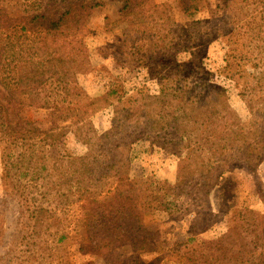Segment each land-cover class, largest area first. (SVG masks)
<instances>
[{
    "label": "rangeland",
    "instance_id": "374dc122",
    "mask_svg": "<svg viewBox=\"0 0 264 264\" xmlns=\"http://www.w3.org/2000/svg\"><path fill=\"white\" fill-rule=\"evenodd\" d=\"M146 1L172 6L167 30L176 37L182 35L186 24H210L202 28L193 26L197 31L202 29L209 44L188 60L186 68L192 72L199 57L203 73L223 90V112L233 129L252 121L264 104V92L257 90L258 74L264 65V0H231L234 2L229 5L225 0H191L194 11L189 14L179 10V0ZM81 3L97 7L81 32L67 31L58 42L67 55L86 62L84 71L76 75L74 102L79 109L93 104L84 117L102 135L113 127L112 104L119 103L122 116L130 114L134 120V112L142 110L136 102L160 94L158 68L145 59L148 48L142 45L144 36H138L141 47L135 50L132 40L137 35L127 32L128 28H144L146 20L133 19L108 32L105 19L118 18L121 0H7L4 7L17 18L42 15L53 19ZM160 13L163 17L164 12ZM123 29H127L124 35ZM241 59L247 60L243 63ZM180 76L183 80L184 74ZM242 76H246L247 85ZM163 77V86L175 79L170 70ZM128 98L132 100L130 104L120 103ZM26 114L33 120L43 119L34 110ZM161 116L167 130L155 132L147 128L149 138L132 143L128 151H118L126 157L99 160L101 165L121 162L120 176L139 183L138 204L144 226L150 234L159 236L158 254L144 257L143 264H264V162L250 168L239 151H222L221 137L206 140L200 132L178 137V128L171 122L181 120L182 114L173 111L170 103ZM130 126L125 132L131 135L138 126ZM68 137L71 150L85 152L74 134ZM197 162L204 172L211 174L207 187H201L205 178L196 171ZM54 167L59 171L73 170L74 162L62 158ZM210 184L214 185L206 197ZM64 204L65 215L60 212V201L53 197L42 199L35 188L13 192L3 180L0 159V264L128 263L129 252L119 250L101 257L82 255L76 233L59 245L58 231L63 232V224L78 210L71 200ZM40 207L52 213L45 214L44 219L32 215ZM36 220L43 225L37 226Z\"/></svg>",
    "mask_w": 264,
    "mask_h": 264
},
{
    "label": "trees",
    "instance_id": "16d2710c",
    "mask_svg": "<svg viewBox=\"0 0 264 264\" xmlns=\"http://www.w3.org/2000/svg\"><path fill=\"white\" fill-rule=\"evenodd\" d=\"M6 2L0 0V159L3 180L13 192L32 187L40 192L42 199L53 197L60 201L63 205L60 212L64 211V215L67 213L64 203L71 200L78 206L75 216L63 224V232L58 231L59 245L76 233L82 255L101 257L119 250L129 252L126 264H143L144 257L158 254L156 240L159 236L146 230L139 209V183L120 176L121 162L101 165L99 160L115 161L116 157H126L118 151H128L132 143L149 138L147 128L155 132L166 129L161 114L168 103L173 111L179 110L182 114L181 120L171 122L178 128V137H187L193 132L202 133L206 140L221 137L222 151H239L250 168L255 169L264 162V104L252 121L235 130L223 112V90L203 73V68L198 65L199 57L192 72L186 68L188 60L209 44L202 29L200 32L193 26L202 28L210 24H186L181 29L182 35L176 37L167 30L173 13L171 5L121 0L118 18L105 19L106 30L112 32L133 19L146 20L144 28L123 29L121 34L127 31L137 35V39L132 40L135 50L141 47L138 36H144L142 45L148 48L145 59L158 68V84L162 88L159 95L136 102L142 105V110L134 112V120L130 114L125 118L122 116L119 103L112 104L113 127L101 135L84 117L93 104L79 109L74 102L73 85L76 75L84 71L86 62L67 55L64 46L58 42L67 31L81 32L97 6L81 3L59 18L37 15L23 19L10 15L4 7ZM232 2L225 0L227 5ZM177 6L184 14L194 11L191 0H179ZM160 11L164 12L163 17ZM230 58L239 62L236 56ZM169 70L175 79L163 86V74ZM180 74H184L183 80ZM242 79L247 85L246 76ZM257 80V90L264 92V65ZM130 101L128 98L120 103L130 104ZM28 110L43 115V119H31L26 114ZM80 111H84L83 114ZM130 125L138 126L131 135L125 132ZM68 134H74L85 152L71 150ZM213 155L217 153L214 151ZM62 158L71 159L74 169L56 170L54 164ZM198 165L199 162L196 171L205 178L201 184L204 188L211 182V174ZM213 185L210 184L206 197ZM49 213L52 212L40 207L32 215L44 219ZM36 221L37 226L44 223Z\"/></svg>",
    "mask_w": 264,
    "mask_h": 264
}]
</instances>
